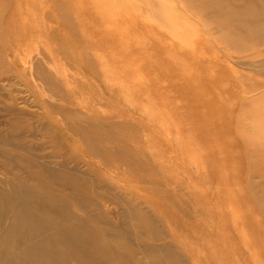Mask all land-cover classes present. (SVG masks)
Returning a JSON list of instances; mask_svg holds the SVG:
<instances>
[{
  "label": "rangeland",
  "instance_id": "1",
  "mask_svg": "<svg viewBox=\"0 0 264 264\" xmlns=\"http://www.w3.org/2000/svg\"><path fill=\"white\" fill-rule=\"evenodd\" d=\"M4 1L0 55L8 54V62L0 66L2 178L13 182V176L41 167V158L45 167H65L68 180L61 184L73 194L72 176L114 199L111 226L125 224L116 205L132 200L163 233L161 243L172 248L180 235L166 221L171 197L152 203L138 181L179 189L199 232L195 245L207 249L206 259L188 249L189 264H209L211 252L236 243L234 235L264 264V214L249 196L247 181L249 167H264V56L250 58L255 41L244 40L239 25L209 0H77L73 5L81 8L89 33L78 30L76 38L86 43L64 35L58 18L64 0H37L42 12L19 7L20 0ZM29 17L37 21L35 31L53 44L60 85L81 101V119L92 122L98 111L109 126L115 123L95 140L81 138L86 147L55 121L53 110L58 109L47 106L46 95L32 91L34 85L27 82L19 61L31 45ZM91 140L97 143L93 149ZM103 144L112 152L100 150ZM257 176L259 189L264 179ZM90 189L77 195L85 194V201L100 207L103 201ZM129 231L121 227L118 235L130 237ZM14 240L12 232L0 243L1 264H15ZM136 242L134 249L148 245L143 239ZM80 247L92 246L81 240Z\"/></svg>",
  "mask_w": 264,
  "mask_h": 264
},
{
  "label": "bare ground",
  "instance_id": "2",
  "mask_svg": "<svg viewBox=\"0 0 264 264\" xmlns=\"http://www.w3.org/2000/svg\"><path fill=\"white\" fill-rule=\"evenodd\" d=\"M209 2L222 13L225 12L228 20L239 25L243 31L244 40L251 38V43L255 41V52L250 58L264 56V0H209ZM30 4L32 6L26 7ZM73 4H77V0H72V3L64 0L62 8L58 12V18L61 19V24L65 25L64 35L66 37L74 38L79 43H86L84 37L76 38L78 30L83 32L82 29H85L87 33L89 31L87 26L85 27L81 22L83 19L81 8ZM158 4L155 3L159 6L160 4ZM18 6L29 11L42 12L44 9L37 0H20ZM6 9L5 1L0 0V10ZM97 11L99 9L96 6L95 14L99 18ZM2 19L0 14V20ZM28 20L31 24L28 34L31 45L25 47L26 57H22L19 61L20 65L24 66L25 75L29 76L27 82L34 85L32 91L46 95L47 106L58 109L53 110L56 113L55 121L67 129L72 138H79L82 146L86 147L81 138L95 140V136L103 134L109 124L99 118L101 115L97 110L99 117H95L92 122L81 119L80 108L83 107L81 101L74 100L71 92L60 85L59 69L54 61L53 44L47 35L38 34L35 31L37 21L31 17ZM66 22L71 26H68ZM2 31L3 28L0 25V40L4 39ZM83 54L84 52L81 53L84 58ZM7 62L8 54L0 55V66ZM53 65L56 69L53 68ZM95 74L103 77L100 70H95ZM9 96L6 93L5 99H8ZM64 97L68 98L66 105H61L60 100L64 101ZM71 105L76 107L74 111L70 110ZM111 125H115V123L113 122L109 127ZM94 140H91L89 144L92 149L97 145L93 142ZM99 148L107 153L112 152L109 144L107 146L99 145ZM256 149L258 151L261 148L257 147ZM5 160L6 158L0 155V161L5 162ZM40 161L41 167H32L20 175L13 176V182L4 180L0 175V243L13 232L15 240L11 244L10 250H14L15 256L12 257V260L15 264H69L77 257L78 261L84 259L82 256L89 260L79 261L75 264H189L191 259L188 249L192 250L191 248L194 249L192 251L197 254V257L207 258L206 247L203 248V244L195 245L197 240L194 236H197L199 232L194 229V218L188 211L192 208L185 206V199L179 189L172 187L164 189L165 187L160 188L157 184L145 183L141 179L138 181L139 187L143 189L141 192L149 195L150 198L145 197L153 200L152 203H158L156 201L160 197H171L170 205L165 208L166 221L171 226L170 229L172 231L174 229L180 235L176 241L177 247L172 248L161 243L163 233L141 207L132 200H125L123 204L116 205L117 215H120L121 223L124 222L126 225L116 224L113 227L108 218L113 210V198H108L105 193L96 191L91 182L81 183L74 176L69 181L76 192V195L73 194L72 190L61 184L64 180H68L67 173H63L66 172L65 167H45L44 159L41 158ZM257 166H259V170L256 171V167L251 166L249 173L247 172L248 193L255 200L260 212L264 214V182L259 189L255 187L256 183L254 182L256 175H260L264 179V167L261 164ZM87 188H91L89 191L92 196L103 201L100 207L91 206L89 202L85 201V194L77 195L78 190L86 191ZM3 189L6 190L7 195L3 194ZM67 199L76 204L74 206L78 208V211L71 208ZM163 218L165 217L161 219ZM121 227L130 229V237L124 238L118 235ZM221 234L223 235V233ZM76 235L79 237V242H75L77 241ZM226 236L228 237V235ZM138 239L139 241L143 239L148 245L134 249L132 243L137 245L140 243L136 242ZM240 239L239 236L234 235L236 241L234 245L230 247L231 244H229L227 247L225 244L226 246L223 245L224 248L221 251L211 252L208 256L209 264H260V260L252 253L251 249L244 250L240 246ZM81 240L92 246L91 249L80 247ZM61 246H64V252H61ZM1 263L2 260H0Z\"/></svg>",
  "mask_w": 264,
  "mask_h": 264
}]
</instances>
